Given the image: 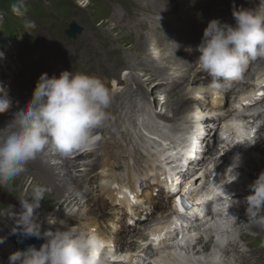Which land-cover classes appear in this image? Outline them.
I'll return each instance as SVG.
<instances>
[{"label":"clouds","instance_id":"obj_1","mask_svg":"<svg viewBox=\"0 0 264 264\" xmlns=\"http://www.w3.org/2000/svg\"><path fill=\"white\" fill-rule=\"evenodd\" d=\"M261 5L234 11V26L212 19L203 30L195 49L199 53L196 62L218 92L239 79L250 61L264 58V0ZM11 11L25 17V0H16ZM3 20L4 14L0 13V25ZM24 23L27 28L36 27L35 21L25 19ZM111 99L109 87L97 76L73 71H62L58 77L41 74L31 99L0 129V185L24 173L27 165L46 149L67 157L76 150L91 148L99 139L95 131L104 125ZM11 106L6 95L0 97V114ZM239 159L234 157L228 170L235 168ZM249 187V211L255 214L264 210V172ZM46 191V186L34 185L29 194L18 199L22 211L17 223L25 236L41 238V223L35 210L40 208ZM43 238L46 242L38 249L29 245L13 252L8 264H109L112 258L106 237L74 225L45 231Z\"/></svg>","mask_w":264,"mask_h":264},{"label":"bare ground","instance_id":"obj_2","mask_svg":"<svg viewBox=\"0 0 264 264\" xmlns=\"http://www.w3.org/2000/svg\"><path fill=\"white\" fill-rule=\"evenodd\" d=\"M141 1L146 5V7H144L143 10L139 7V10H141V11H138L135 15H133L132 18L129 19V24H133L135 29L149 28L150 18H151L150 14H154V11H155V13H157V12H159V13H166V12L171 13L177 9V4L174 0H159V1H162L164 4L160 3L158 0H141ZM184 4H186V2H184ZM196 10H197L196 6H190L188 12L187 13L180 12L178 14V18H180V20L184 22L185 26H191V30H190L191 33H196L202 38L203 23L197 19L196 15H195ZM105 13L110 14L112 17L115 16V19H117L118 21L121 22L123 28L127 31V33L129 35L131 34V28L128 27L127 22H126L127 18H126V16H122L120 11L115 10V12H114L112 9L107 8ZM161 16H162V20L160 21V24L163 27H165V25H164V14H162ZM166 19H168V17H166ZM153 20H154V18H153ZM156 23H158V22H156ZM165 31H167L166 27H165ZM154 34L155 33L153 31V34H152L153 36L150 37V40H148L149 42H146L145 44H143V49H141L142 53H147V57H144L140 60L138 59L139 62L137 64V65H139L140 68L142 67L143 69H145V73L142 74V76H147L146 81L149 82L151 80L152 76L156 77V75H158V74H160V75L162 74V76L167 75L169 73L168 71L172 72L170 74L173 75V77H170V78L173 81L172 82L170 81V82H167V83L161 84V85L167 86L170 88H174L175 84L177 82L182 81L183 77H185L187 75L189 76V79H188V83L186 84V86H188L190 84L189 80L191 81L192 79L197 78L198 80H195L193 84H190V86H192V87L189 88V90H190L189 94H191V96H192V102L195 103V105H196L195 109H197L196 111L192 112L195 115L192 119L201 118V120H203L202 118H205L206 120L201 121L202 123H204V126H205L208 123L213 124L218 118L223 117L222 112H225V110L219 111V110H216L217 108H215V107L209 108L207 106H204V104H205L203 102L204 98L200 99V96L202 93L213 94L214 95L213 99H217L218 91L213 89L210 86V84L207 83V81H205L202 77L199 78L200 76L197 75V71L192 69L193 66H195V64H196V59L194 57L196 56V58H198V56H199V53L195 50L196 47L191 48V50H188L190 47L183 44L182 46L178 45V47L176 48V46L172 42L162 40L159 37H157L158 36L157 34H156V36ZM138 36H140L139 33L137 34V37ZM137 37H136V39H137ZM200 41H201V39H200ZM105 43H106V41H105ZM88 46L91 48L92 51L95 50L96 54L98 53L96 50L95 43L88 42ZM140 47H142V46H140ZM182 48H184V53L187 54L186 61L189 62L190 64L184 63L183 60L181 59L179 52L181 51ZM149 50H151V51L154 50L156 57H153V59L148 58V52H150ZM176 51H177V54H176ZM110 52H113V51L106 48L102 53H99L98 55H96V59L97 60L101 59V61L90 65V68L93 69L94 71L107 73V74L111 75L112 77L117 76L118 73L108 71L109 64H110V61L108 59L113 57L116 54V52H115V54L113 56H110V55H112V54H109ZM108 56H110V57H108ZM145 56H146V54H145ZM190 58H192L193 61H191ZM136 59H135V61H136ZM160 61H163V63L167 64L168 67L165 68L164 66H160ZM62 63H64V60L62 61ZM132 73H133V79L132 80L135 84V88H134L135 93L140 92L141 95H143L144 93L148 92L146 98L148 99L150 94H152L153 96H155L152 98V100L154 102L157 99V95H158L157 92L159 91V89H158V91L154 90V87L156 88V83H154V81H151V86H149L147 88V85L144 84L145 81L143 83L145 86L141 85V83H139L137 81V79L134 77V71H132ZM156 79L159 80L160 77H158ZM164 81H167V79ZM196 82H199V84L197 85ZM129 88H130V85L126 84L125 85V93L128 92ZM185 92H186L185 87H181V89H179L178 91H175L173 93V94H175V97H173L174 99L171 97L168 98L169 94L167 96L163 97V100H162L163 103L161 104L160 108H161V110H162V108L163 109H166V108L172 109L173 110L172 117H165V118L162 117L156 111L158 109L157 107L155 108V111L152 114H150V117H153L151 120L152 124L155 123V121H154V119H155V120H157L156 123L160 124L161 127H163V129L161 131L158 128L155 129V131L159 132L160 135L162 136L159 138V144L161 143L164 145H169L167 143V140H166L167 135H168L167 133H169L168 132L169 127L168 128L164 127V125L158 121L160 120L163 123L164 122L169 123L171 126L178 128V126H175L176 123L178 122V120H175L174 115L177 116L180 111H184L187 109L185 106L182 107L186 102H188V98H187L188 94ZM222 92L223 91L219 92L220 97L222 96ZM177 95H179V96L177 97ZM165 97H167L166 100H164ZM128 98L131 99L132 96L129 95ZM153 102H151V103L153 104ZM218 102H219V100H215V102L213 103L214 106L217 105ZM160 103L161 102L159 101L158 104H160ZM192 110H193V108H192ZM191 111H189V112H191ZM189 112H187L185 115L186 120L188 119ZM12 118H13L12 113H8L6 116L2 117L0 119V129H2L6 125V123L9 122ZM187 124H184V125L182 124L183 126H181L179 128H182L184 126L188 127ZM184 130L185 129H183L181 131L183 132ZM224 130L226 133H228V130H229L228 126H225ZM175 131H177V130H175ZM145 132L147 134H149L147 132V130ZM153 134H155V133H153ZM169 136H171V133L169 134ZM178 136H179V133L176 132V135H173L171 137H178ZM152 137H155V136H152ZM152 137H151V139H153ZM170 143H172V142H170ZM143 144L146 145V142L143 141ZM122 146H123V144L121 145V143L119 141H116V140L110 141V142L104 144L100 148L99 157L98 158L95 157L92 160L88 159L90 154L84 155V158L80 157L79 159H75L71 155L65 157V156H62V155L58 154L57 152H55L51 149H46L45 151L40 153L35 160H33L29 163L32 167H34L36 169V173L32 176L28 175L29 177H31V179L28 183V186H31V187H27L26 189L32 188L34 185L46 186L48 191H46L45 193H48V194L51 193L52 197L55 200H58L60 205L64 204L68 207L71 203H74V201L76 202V197H75L76 188L79 187L80 183L88 182L86 179V173L91 171V168L93 167L92 165H93V163H95L101 167L100 168L101 170H99V173L95 176L96 188H95L94 192L96 193L98 198L100 200H103V199L109 200L110 205L117 202L119 205H123L126 209L130 205L129 207L132 208V210H133L132 214L134 215L131 218L136 219L135 220V223H136L135 227H131L133 231H136L138 226L143 227L146 225L145 223L140 224V221H139L142 217L143 212H145L146 218L152 217L154 214L160 215V219H162L163 222L160 223L156 228L153 229V231L151 232V236H153L156 233L159 226L163 225V227L160 229L159 233H162L164 231V235L161 239L163 241V248L170 252L171 250H169V249H172V247H170V243H168V239L170 237H172V239H174V237L177 238V233H175L174 235H171V233H170L171 230H174V228L172 226L173 225L176 226L178 228V233H179V230L180 231L182 230L183 224L186 222V220L189 221L190 219L185 220L183 218H179V219L173 218L172 217L173 213L171 212V209L168 208V205L166 208L160 207L157 205V203L154 201L153 198H151L148 202L143 203L142 209L139 206V203H136L137 201L134 202V200L130 199V195H132L134 197V199L135 198L138 199V196L136 195L135 186L130 185L129 188L122 187V185L118 186V183H117L118 180L115 179V177H116V172L114 170L115 164L120 163L121 162L120 160L122 157H125V158L128 157V155L126 154L127 151L126 152L123 151L124 148ZM206 146L207 147L202 149V152H206V155L202 158V162L198 163V169L196 170V172L194 174V175H198V172L201 171L202 168H204V171H202L198 175V178H199L198 181H196V184L199 186H202L203 184H205V182L203 181L204 177L201 176L202 174H204L205 172L209 173L211 171L210 168L215 169V168H218L219 166L223 165L222 155L220 157H218V160H217V157H215L218 155L217 147L212 149V145L209 141L207 142ZM122 148H123V150H122ZM126 148H127V146H126ZM193 149L194 150L196 149L195 145L193 146ZM224 149H226V151L228 153H230V155H232L231 148L228 147V148H224ZM251 149H252V147H251ZM254 150L258 151V153L261 154V151H262L261 148L260 149L256 148ZM172 155H174V154H172ZM206 156H210V157H206ZM234 157H236V156H234ZM160 158H161V156H160ZM171 158H172L171 155L166 156V158L162 157V161H160L161 166H162V174L165 170V165L167 163L166 161L170 160ZM206 158L211 159V167H205L204 166ZM78 160L84 161V165H85V167H87L88 170H87V172L80 174V176L78 178H74L73 175H75V174L72 175L73 172H76V173H82L83 172V171H76V170H79V169H77V167L81 166L80 163H76ZM231 165H232V163L228 166H231ZM246 166H247V164H246ZM242 169H244V168L242 165H240L239 168L235 167L234 170L239 171V172H243ZM234 170H231V171L227 170L224 173H222L221 175L225 174L226 176L224 178L230 177L233 175L232 173ZM154 172H155V169L151 171V173H154ZM216 172H218V171H216ZM261 173H262V171L259 172V174H261ZM22 174H25V173H22ZM253 174H254V168H252L250 170L249 175L252 177ZM259 174H258V176H259ZM126 176H127V173H126ZM159 176L160 175L153 176V177H146V179H150V181L154 184V187H157L158 183H160L159 180H162L163 182L167 181V175L166 174L161 178ZM144 180H145V178H144ZM109 184H110V187L108 188L107 186ZM222 186H223L222 183L220 181H218L215 184L214 189H211V191L208 193V195L214 196V194L216 192H219L220 189H222ZM124 188L127 189V190H125L126 195L123 194ZM196 190H200V189L198 187H195L193 189L192 193H195ZM206 196H207V194L205 195V197ZM127 197L129 200H127ZM78 201H79V199H78ZM80 201H81V199H80ZM81 203H82L81 208H79V210L76 208L78 210L77 212H79V213L75 214L76 216H78L80 218V221H78V222L74 221V220H72L73 218L64 219V217H63V219L65 221L64 224L74 225L80 229L101 234L104 237H106V239L109 241L111 247L115 246L117 249H122L127 244L130 245L129 247L134 246V240L126 239L124 236L126 228H122V226H120L118 223L113 224L114 228L111 229V231L108 230L109 227H107L108 229L106 228V226L111 223V222H108V224H107V222H106V221H108V218L111 216L110 212H107V210H105L103 207L96 206L95 203L91 204V203H86L85 201H83ZM4 211H5L4 214L0 215V235H2V234L5 235L6 232H8L10 230V228H12L14 225H18V223L16 221H17L18 214L20 213V212L10 213L7 211L6 208ZM150 211H151V214L148 213ZM209 211H210V207H209V205H207V207L205 209L198 206L194 212H198L199 214L204 213V215H207V214H209ZM261 212L262 211H260L259 213H255V215L258 217L260 214H262ZM68 213H70V212H68ZM58 214L64 215L65 213H64V211L63 212L60 211V212L54 213L53 215L58 216ZM209 216L210 215H207L206 218H208ZM240 218H242V220H246L248 218H251V216H249V214H244V212H243L240 215ZM57 219H58V217H57ZM181 222H183L182 225L180 224ZM60 223H62V222H60ZM149 223H152V218L149 220L147 225ZM199 223H200V221L193 220L190 223V226L196 225ZM176 224H180V225H176ZM205 225L211 226L210 222L208 221V223H205V224H202V225H199L196 227L201 229ZM7 226H8V228H7ZM45 226L43 223L41 224V238L44 241H45V239L43 238V233L46 230ZM52 226H54V225H52ZM168 226H170V228L165 232V230L168 228ZM44 227H45V230H44ZM196 227H192V228H196ZM55 228H57V227H55ZM240 228H242V227H240ZM50 229H52V228H50ZM59 230H63V229L59 228ZM46 231H48V230H46ZM182 237L184 238V236H182ZM0 238H1V236H0ZM203 241H205L206 243H204ZM161 243L162 242H160L158 244V246ZM211 243H212L211 239L206 240V238L204 236H200L196 240L194 245L192 246L191 250L197 252L198 247H200V249H204L207 246H210ZM143 246H145L146 249L147 248L149 249L151 247L150 243H148V242L143 244ZM229 246H231V243L228 244V249L226 251H223V253L229 254L231 251L235 252V253H239V251L236 249L231 250L229 248ZM11 248H15V247L10 243L8 244V242L5 244L4 248L0 247V264H8V262H5V259L7 257V253L12 251ZM141 252L144 255L148 256V252L146 250H142ZM121 258H123V257H121ZM139 258H142V257H139ZM190 262H191V264H195L194 261H190ZM236 263L237 264H261L255 258H252L250 255L245 254L243 252L240 253V257L238 258ZM176 264H188V263L178 262ZM223 264H226V263H223Z\"/></svg>","mask_w":264,"mask_h":264},{"label":"rangeland","instance_id":"obj_3","mask_svg":"<svg viewBox=\"0 0 264 264\" xmlns=\"http://www.w3.org/2000/svg\"><path fill=\"white\" fill-rule=\"evenodd\" d=\"M41 1V7L43 8V12L47 10V16H41V15H36L35 17H32L28 20L35 21L36 27L34 29H30L32 34H34V39L36 41V44L32 48L31 55H29L27 58L30 59L29 63L26 65L30 70H45V69H62V65H66V59H67V65L73 66V60L75 58V55H78L79 53H84V49L86 48V36L91 32L95 33V36L101 35L102 37L108 39L111 44L108 45V49H110L113 52H110L109 54H112L110 56H113L116 52V54L109 58L108 60L110 61L109 64V72H116L118 73L122 70H132L136 73L139 74L140 79L142 78L143 81H145V85H147V88L151 86V81H154L156 83V88L154 87V90L159 89L157 92V99L155 100L154 106L148 105L147 100H145L143 97V102L140 103L139 108L137 109V118L131 119V118H124L123 116L120 117L117 120L118 124V129L115 131V135L119 137L121 145L123 144V151H127L126 154L128 157L123 158L121 162L114 167V170L118 173V181L120 182L119 186L122 185L123 181V174L124 170H128L130 172V175L135 183H140L141 178L149 177L151 172L148 169V163L146 162V157L148 156V151H149V145L145 146L143 143L139 141V138L137 135L141 134V132H147L151 136H155L157 138L162 137L159 132H156L155 129H159L161 131V128L159 127L160 124L158 123H148V120L143 117V107L145 108H150V111L153 110L154 108H158L156 111L158 114H160L162 117H172L173 115V110L170 108H166L161 110V103L158 104V102H163V99H158L159 95H162L164 93V86L161 84H165L167 82H172L173 80L170 77H173L170 73L171 71H168L169 73L167 75L158 74L155 76H152L151 80L148 82L146 81L147 76H142V74L145 73V69L142 67L140 68L138 64L139 60L147 57V53H142L143 49V44L146 42H149L150 37L153 36V31L160 33L162 29L165 31V28L159 24L156 23L158 22L156 18L160 19V14H165L169 18H171L173 25L176 29H181L183 30L184 28V22L177 19V14L176 11H173L171 13H155L150 14V21L151 23L149 24V28H138V32H133L131 30V34L129 35L127 31L123 28L122 24L120 21L115 19V16H111L108 13H105L104 7L100 6L97 2H94V0H66L64 3L66 7L60 6L57 8V1L56 0H39ZM129 5H130V10L132 12H136L133 4L140 7L142 10L146 5L141 1V0H127ZM177 2H181L182 0H176ZM232 2H237L239 3L240 0H201L202 4V9L205 10V13L208 16L218 14V15H223L226 14L230 4ZM32 4V3H31ZM115 6L120 8V6L116 3L113 2ZM35 5V4H32ZM39 6V5H38ZM37 6V8H38ZM52 7V8H51ZM180 8L183 10V7L180 6ZM110 15V16H109ZM154 18V20H153ZM19 19V18H18ZM24 17H20L19 22H23ZM27 19V18H25ZM24 19V20H25ZM127 25L129 28L133 26V24H129V20H126ZM70 23H76L78 26L81 27V33L77 35V37L74 40H69L68 37L65 34V30L68 28V25ZM155 25V30L153 29ZM149 29V30H148ZM145 30V31H144ZM0 33H2L0 31ZM137 33H139L140 36L137 37ZM156 36V34H154ZM180 37V40H182L186 34L181 31L178 35ZM137 37V39H136ZM162 40H171L170 38H162L158 34V36ZM2 39V37H0ZM140 42V43H139ZM137 43V44H136ZM106 44H109V42H106ZM139 45V46H138ZM142 46V47H140ZM169 46V45H168ZM172 47V46H171ZM30 46L28 47V49ZM132 48V49H131ZM148 52V58L153 59V57H156V54L154 53V50H149ZM132 52V53H131ZM139 54V55H138ZM146 54V56H145ZM177 54V51H176ZM141 55V56H140ZM108 56V57H110ZM150 56V57H149ZM137 58V59H136ZM136 59V61H135ZM139 59V60H138ZM64 60V63L62 61ZM135 62H134V61ZM134 62V63H133ZM33 63V64H31ZM136 63V64H135ZM160 66H164L165 68L168 67L167 64H164L163 61H160ZM28 70V69H27ZM74 70L77 72H92L93 70L90 68V66H86L84 68H79V67H74ZM23 73V76H30L31 73ZM96 72V71H95ZM200 72V71H199ZM22 73V70L20 71ZM107 74V73H104ZM169 75V76H168ZM117 77V76H116ZM160 77L159 80L156 78ZM187 77V78H186ZM32 78V77H31ZM30 78V79H31ZM201 78V77H199ZM167 81H164L166 80ZM189 76L183 77V80L180 82H177L173 88V91H178L181 89V87H185V90L188 94V102H186L182 107H186L187 109L184 111H180L178 115H174L175 120H178L175 126H178V128L171 126L170 124H165V127L168 128L167 133H171V136L176 135V132H179L183 129H185L182 134L187 133L188 127H182L179 128L180 124H187L183 123L186 121L185 115L187 112L191 111L192 108L193 110L191 112L196 111L195 109L196 105L195 103L192 102V96L189 94L190 90L189 88L192 87L190 84H193L196 79H192L191 81L189 80V85L186 86L188 83ZM164 81V82H163ZM198 85L199 82H196ZM173 92V93H174ZM171 93V91L169 92ZM168 93V94H169ZM171 93L169 97L173 98L175 97V94ZM179 95H177L178 97ZM155 97V96H154ZM167 97L164 98L166 100ZM180 98V97H179ZM174 99V98H173ZM122 103L125 107L126 110H131L133 109L131 99L127 98L124 96L122 98ZM189 112V113H191ZM185 119V120H184ZM132 120V121H131ZM188 125V124H187ZM171 128V129H170ZM177 130V131H175ZM155 131V132H154ZM146 133V132H145ZM155 133V134H153ZM173 133V134H172ZM126 143V144H125ZM127 146V148H126ZM215 147L213 146L212 149ZM218 148V157H220L221 154V148ZM262 149V148H261ZM129 151V152H128ZM252 153V152H251ZM252 155V165L253 167H258L259 169L263 170L264 169V149H262L261 154L258 153V151H255ZM217 157V160H218ZM255 157H260V158H255ZM155 159V158H154ZM154 159H152V164L153 165H158L154 162ZM216 160V161H217ZM229 162V156H223V166L222 168L227 167V163ZM77 169L82 170L83 168L77 167ZM76 170V171H79ZM25 174H21L11 181H9L5 185H0V215L4 214L5 206L6 204L10 205H17L20 206L19 200L21 198L22 194H29L31 192L32 188L26 189L28 186V183L31 179L29 177L30 175H34L36 173V169L32 167L30 164L27 165V170L24 172ZM75 174V175H73ZM29 175V176H28ZM73 176H77L76 172L72 173ZM94 173H92L89 177H93ZM92 181L89 183V185L81 184L79 186V189L76 190V202L71 203L68 207L64 204H59L58 200H55L52 197L51 193H45L44 194V199L40 203V208L35 210L36 213L38 214V218L41 219L45 224L44 226L46 227V230H51V231H56L59 230V228L63 229L64 226V219L67 218H73L72 220L74 221H80V218L76 216V213L81 208V205L83 201L86 203H91L94 202L96 203L97 206H101V202L98 199L97 195L94 193L95 190V180L94 177L91 179ZM144 180V184L140 185L142 188H145V195L146 192L149 193V196L155 197L158 193V189H153L151 186L148 184L147 181ZM73 186V185H72ZM143 190V189H142ZM78 193V194H77ZM80 194V195H79ZM140 193V197L142 196L143 198L141 199L140 203H144L146 200V196ZM79 197V198H78ZM79 199V201H78ZM81 199V201H80ZM5 201V202H4ZM57 201V202H56ZM80 202V203H79ZM6 203V204H5ZM78 206V207H77ZM102 207L106 210H114V213L118 212V208L121 207L118 206L117 203H113L110 205L109 200L103 199ZM65 208V209H64ZM75 208V209H74ZM78 210H77V209ZM166 208V207H165ZM76 210V211H75ZM63 212L64 215H59L58 214V219L54 220L53 219V214L57 212ZM262 211L258 217L253 214L251 211H248L247 214L251 216V218H248L246 220H242L240 227L244 229V232H255L256 234L258 233H264V210ZM260 211L256 212L259 213ZM70 212V213H68ZM53 213V214H52ZM113 211L111 214H114ZM52 215V216H51ZM57 215V214H56ZM122 219H125V216L121 214ZM9 217V216H8ZM55 217V215H54ZM64 217V219H63ZM60 218V219H59ZM52 220V221H51ZM63 220V221H62ZM50 221V222H49ZM57 221V222H56ZM17 222V221H16ZM55 224H54V223ZM62 222V223H60ZM109 222V221H108ZM107 222V224H108ZM116 222V221H114ZM149 222V221H148ZM147 222V223H148ZM162 219H160V215H154L152 217V223H149L147 225L140 228V230L133 231L132 229H128L126 227L124 236L126 239H132L134 240V246H131L130 248H135L138 243H141L142 240L139 239V237L142 235L143 240L146 241L147 237L151 236V232L153 231L154 228H156L160 223H162ZM124 223V222H123ZM42 224V223H41ZM106 224V225H107ZM125 224V223H124ZM54 225V226H52ZM62 227H61V226ZM9 226V225H8ZM7 226V228H8ZM49 226V227H48ZM44 227V230H45ZM57 227V228H55ZM109 227V229L107 228ZM54 230H52V229ZM108 230L111 231V229L114 228V225L110 223L109 225L106 226ZM249 228V229H248ZM11 229V228H10ZM56 229V230H55ZM45 230V231H46ZM181 232H183L186 237V243L191 241L197 236V231L193 228H189L188 230L186 228H182ZM138 234V235H137ZM193 236L191 239L189 238L190 236ZM135 236V237H134ZM202 236V235H199ZM185 237V236H184ZM241 236H239L240 239ZM130 246V245H126ZM241 248L240 251H244L246 254L251 255L253 258H255L257 261H259L261 264H264V236L259 238L257 237L256 240L255 238L246 235V237L241 239ZM209 246H207L204 249H208ZM159 251L156 250V253ZM237 257V256H236ZM235 257V258H236ZM171 262V259H169ZM193 260H197L194 259Z\"/></svg>","mask_w":264,"mask_h":264},{"label":"trees","instance_id":"obj_4","mask_svg":"<svg viewBox=\"0 0 264 264\" xmlns=\"http://www.w3.org/2000/svg\"><path fill=\"white\" fill-rule=\"evenodd\" d=\"M15 2L16 0H0V13L4 14L3 23L6 21H11L10 19L13 18V16H15V14L11 11V6Z\"/></svg>","mask_w":264,"mask_h":264},{"label":"water","instance_id":"obj_5","mask_svg":"<svg viewBox=\"0 0 264 264\" xmlns=\"http://www.w3.org/2000/svg\"><path fill=\"white\" fill-rule=\"evenodd\" d=\"M75 31V27L74 25L70 26V35H72V33ZM18 232V231H17ZM22 240H20V247L22 250H24L26 247H28L29 245H34L37 247V249L40 247L41 244H43V241L39 238L36 237H31V239L29 240H25L22 243Z\"/></svg>","mask_w":264,"mask_h":264},{"label":"snow or ice","instance_id":"obj_6","mask_svg":"<svg viewBox=\"0 0 264 264\" xmlns=\"http://www.w3.org/2000/svg\"><path fill=\"white\" fill-rule=\"evenodd\" d=\"M153 239H157L156 237H153Z\"/></svg>","mask_w":264,"mask_h":264}]
</instances>
